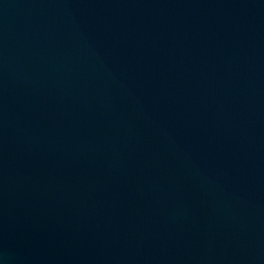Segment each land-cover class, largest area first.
<instances>
[{"label":"water","instance_id":"water-1","mask_svg":"<svg viewBox=\"0 0 264 264\" xmlns=\"http://www.w3.org/2000/svg\"><path fill=\"white\" fill-rule=\"evenodd\" d=\"M0 264H264V0H0Z\"/></svg>","mask_w":264,"mask_h":264}]
</instances>
